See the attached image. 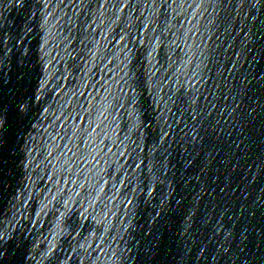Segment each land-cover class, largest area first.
I'll list each match as a JSON object with an SVG mask.
<instances>
[{
  "label": "water",
  "instance_id": "water-1",
  "mask_svg": "<svg viewBox=\"0 0 264 264\" xmlns=\"http://www.w3.org/2000/svg\"><path fill=\"white\" fill-rule=\"evenodd\" d=\"M0 264H264V0H0Z\"/></svg>",
  "mask_w": 264,
  "mask_h": 264
}]
</instances>
